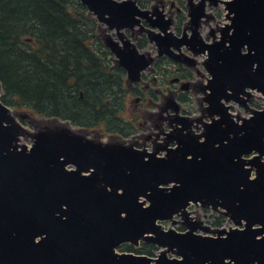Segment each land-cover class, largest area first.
<instances>
[{
    "label": "water",
    "instance_id": "obj_1",
    "mask_svg": "<svg viewBox=\"0 0 264 264\" xmlns=\"http://www.w3.org/2000/svg\"><path fill=\"white\" fill-rule=\"evenodd\" d=\"M111 3L112 19L122 21L123 6ZM231 3L233 33L201 44L212 74L207 109L219 118L195 141L177 138L165 156L90 139L65 125L29 132L0 97V264H264V109L239 124L222 101L238 100L246 87L264 94V0ZM91 10L106 19L101 9ZM106 21L112 29L124 26ZM107 42L117 52L116 42ZM124 60L135 80L143 65ZM28 135L31 147L20 143ZM191 202L221 208L244 227L210 229L190 217ZM174 215L186 232L157 224ZM140 240L165 250L157 258L116 252Z\"/></svg>",
    "mask_w": 264,
    "mask_h": 264
},
{
    "label": "flooded vegetation",
    "instance_id": "obj_2",
    "mask_svg": "<svg viewBox=\"0 0 264 264\" xmlns=\"http://www.w3.org/2000/svg\"><path fill=\"white\" fill-rule=\"evenodd\" d=\"M54 1L65 6L73 16V31L81 34V45L87 48L84 52L98 59L96 63L104 67L111 63L118 71L120 88L113 91L117 95L113 103L118 106V111L116 116L107 117L108 109L100 110V117L88 120L43 116L46 124L35 128L65 124L90 139L121 142L164 155L168 149L178 146L177 138L195 141L214 117L219 118L207 109L206 92L211 91L206 86L212 74L207 66L209 49L202 50L205 46L201 44H216L225 33H233L234 29H228V26L232 25L236 15L235 10L232 11L234 0H90L91 5L84 0ZM110 1L123 6L124 10L120 9L125 16L122 21L112 19L114 15L108 7L112 4ZM92 6L101 9L106 19H100L99 14L91 10ZM107 19L111 24L124 26L119 30L116 26L112 29ZM108 37L116 42L117 52L108 45ZM226 44L229 46L230 42ZM247 51L246 46L242 48V53ZM124 58L132 68L143 65L135 80L130 77V69L123 65ZM1 87V100L15 115L16 121L24 127L30 125L31 115L14 106L15 111L12 110L4 101V88ZM245 89V94L237 95L238 100L234 98L227 102L222 99L230 106L233 120L239 124L254 110L264 107L262 92L249 87ZM227 90L233 94L230 88ZM79 95L82 99L84 93L81 91ZM194 96L197 107H192ZM179 118L183 124L177 123ZM20 138L21 144H25L23 138L30 139L29 135ZM197 141H204V138Z\"/></svg>",
    "mask_w": 264,
    "mask_h": 264
},
{
    "label": "trees",
    "instance_id": "obj_3",
    "mask_svg": "<svg viewBox=\"0 0 264 264\" xmlns=\"http://www.w3.org/2000/svg\"><path fill=\"white\" fill-rule=\"evenodd\" d=\"M71 18L69 10L54 0H0L4 101L47 118L96 119L106 109L107 117L116 116L118 71L84 52L87 48L81 45V34L74 33ZM144 245L149 249L144 253L154 249Z\"/></svg>",
    "mask_w": 264,
    "mask_h": 264
},
{
    "label": "rangeland",
    "instance_id": "obj_4",
    "mask_svg": "<svg viewBox=\"0 0 264 264\" xmlns=\"http://www.w3.org/2000/svg\"><path fill=\"white\" fill-rule=\"evenodd\" d=\"M193 98H194V103H193L192 107H197L196 101H195V96ZM8 99H9V97H8ZM10 108L15 111V109L12 106H10ZM19 111L25 112L26 110L19 109ZM44 117L40 116V115L31 114V123H30V125H26V126L28 127L29 130L33 131L35 127H39V126L46 124V120H45L46 118L44 119ZM23 142L27 145L31 144L30 139H24L23 138ZM190 210L193 212L194 216H199L201 218L203 217L205 220V223L209 224L212 229L222 228V227H226V228L235 227V225L232 224V222H230L228 219L226 220V218H225V220L222 221V225L216 226L212 221L214 220V218H217L219 215H218V213L213 212L211 210H206V209H203L201 207H197L195 205H192L190 207ZM162 224L164 225L165 228H174L178 231H184L186 229L185 227H183L184 230L181 229V226H182L181 224L172 225V223L170 221L163 222ZM199 232L202 233V231H199ZM208 234L214 235V236L216 235V234H213L211 232H208ZM157 252H159V251L158 250L156 252L154 250L152 251L153 255H155V253L157 254Z\"/></svg>",
    "mask_w": 264,
    "mask_h": 264
}]
</instances>
